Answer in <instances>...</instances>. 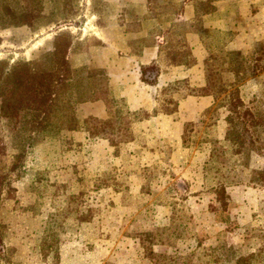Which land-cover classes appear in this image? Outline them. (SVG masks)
I'll use <instances>...</instances> for the list:
<instances>
[{"label": "rangeland", "instance_id": "rangeland-1", "mask_svg": "<svg viewBox=\"0 0 264 264\" xmlns=\"http://www.w3.org/2000/svg\"><path fill=\"white\" fill-rule=\"evenodd\" d=\"M192 5L0 0V72L65 78L41 122L0 90V264H264V0ZM157 33V63L118 61Z\"/></svg>", "mask_w": 264, "mask_h": 264}, {"label": "trees", "instance_id": "trees-1", "mask_svg": "<svg viewBox=\"0 0 264 264\" xmlns=\"http://www.w3.org/2000/svg\"><path fill=\"white\" fill-rule=\"evenodd\" d=\"M66 64V63H64ZM30 65L31 64H23L22 66H14L12 70L8 73H3L0 72V90H1V96L3 97L2 100V105H1V115L3 117H7L9 119H17L20 113L23 111H27L30 113H33L36 118H39V122L44 121V119L47 120L48 118V106H49V101H51V96L54 94L53 92L57 90L55 88V85L57 87L64 85L65 83V78L63 75H58L56 76V73H50V74H45V73H39L37 72L36 75L41 76V79L39 78L38 81V86L39 88L41 85H43V80L46 77H49V87L47 88V93H44L43 97H39L38 93L36 92L38 89H36L34 86L30 85L29 81V76L34 75L30 71ZM142 69V74L144 75V72L148 68H141ZM146 82L147 80L144 79ZM153 84V83H152ZM32 87V88H31ZM23 88H26L25 91L29 93V96L27 97L28 101H32V103H20L18 102V98L16 97V92L20 93L19 91ZM213 85L210 83V81H207V84L204 88L201 89L203 95H210L213 96L215 99L218 98V93L214 92L212 90ZM55 89V90H54ZM221 92V91H217ZM233 98L231 100V112L235 115V120L238 119L241 120L242 124L244 125H251V124H258L256 123V119L254 118L253 114L249 110H245L243 113H240L238 109L240 107H243V102L241 98L234 93L232 94ZM251 117L250 120L244 119L245 116ZM259 120V118H257ZM235 121L231 119L229 123H234ZM225 194V190L221 189L218 193L219 195V200H223V196ZM254 256H249V257H242L239 258L236 261V264H251V259Z\"/></svg>", "mask_w": 264, "mask_h": 264}, {"label": "crops", "instance_id": "crops-1", "mask_svg": "<svg viewBox=\"0 0 264 264\" xmlns=\"http://www.w3.org/2000/svg\"><path fill=\"white\" fill-rule=\"evenodd\" d=\"M149 1L150 0H103V2L108 3V4L114 3L119 8L125 7L128 2H134V3L140 2L141 4H143L145 2V4L147 3V5H148ZM177 2H181L182 6L184 7L183 9L187 10V11L184 12V10H183V12L181 14L177 15V18H175L174 21L178 22V21L189 20L190 17H188L186 14L188 12H191V7H192V9L194 8L192 5L193 0H177ZM217 3L218 2L215 3L216 9L218 7ZM144 7H146V6L144 5ZM194 12H195V10H194ZM117 16L121 17L122 15L119 14ZM123 32L126 35L131 34V32H127L125 29L123 30ZM148 34H149V31H147L146 29H141V30L135 32V38H143L144 39L145 37L148 36ZM187 35L189 38H193V39L199 38L198 34H196L195 32H191ZM154 39H155V41H153V43L151 45H146V44L144 45L143 44V46H141V48H140L141 51L139 53L134 52V51L132 52L131 47L126 45L125 48L128 50V53H124V56H120L118 61L124 62L130 66H137V69H136L137 72H138V69H140V66H146V65H151V64L157 63L159 50L161 48V44H163L164 41L162 38V34H158V33L155 34ZM110 41H112V43L114 44L113 40H110ZM117 44L114 45V48L119 50V47ZM137 76H139L138 73H137ZM129 103H131V101H129Z\"/></svg>", "mask_w": 264, "mask_h": 264}]
</instances>
